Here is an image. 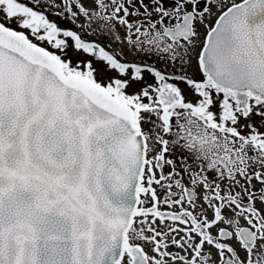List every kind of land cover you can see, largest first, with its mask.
Returning <instances> with one entry per match:
<instances>
[{
	"label": "snow or ice",
	"instance_id": "obj_1",
	"mask_svg": "<svg viewBox=\"0 0 264 264\" xmlns=\"http://www.w3.org/2000/svg\"><path fill=\"white\" fill-rule=\"evenodd\" d=\"M175 261L264 264V0H0V264Z\"/></svg>",
	"mask_w": 264,
	"mask_h": 264
},
{
	"label": "rangeland",
	"instance_id": "obj_2",
	"mask_svg": "<svg viewBox=\"0 0 264 264\" xmlns=\"http://www.w3.org/2000/svg\"><path fill=\"white\" fill-rule=\"evenodd\" d=\"M53 19H56L54 12L51 14ZM59 23H61L63 26L71 28L73 27V25L66 19L64 20H60ZM88 39H92V37H88ZM101 40L103 41V43L105 44H110V46L112 48H116L119 51V46L117 44L111 43L110 41L104 39L103 37H101ZM69 43L71 44L72 42L69 41ZM124 58L128 61H138V60H145L146 62H151L150 58L147 56H138L135 51L129 52L127 49L124 50ZM68 56L72 58L73 62L75 63L77 60H93V64L94 66L97 68V78L101 81L106 80L108 77L110 76H115L116 73L113 70H110L107 68L106 64L98 62L97 60H95L92 56L84 54L82 52H78V51H74L72 48L68 49ZM160 66H165L163 64H161ZM169 69L171 70V72H178L181 71V69H179L178 67H174V66H167V70L169 71ZM194 69H189V72H192ZM146 76V80L148 82H151L152 77L149 74H145ZM140 87L139 84H133L131 88H129V91H133L134 89H138ZM183 87V85H182Z\"/></svg>",
	"mask_w": 264,
	"mask_h": 264
},
{
	"label": "flooded vegetation",
	"instance_id": "obj_3",
	"mask_svg": "<svg viewBox=\"0 0 264 264\" xmlns=\"http://www.w3.org/2000/svg\"><path fill=\"white\" fill-rule=\"evenodd\" d=\"M160 67H165V66H160ZM169 72H171V70L169 69ZM184 182L187 183L188 182V177L187 174H184ZM178 239V237H177ZM169 250L173 253V254H179V255H184L183 250L175 244H171V242L169 241ZM173 264H180L179 261H175L173 262Z\"/></svg>",
	"mask_w": 264,
	"mask_h": 264
}]
</instances>
